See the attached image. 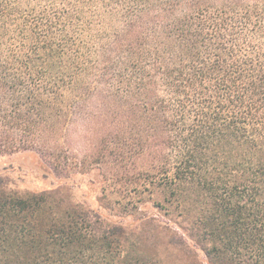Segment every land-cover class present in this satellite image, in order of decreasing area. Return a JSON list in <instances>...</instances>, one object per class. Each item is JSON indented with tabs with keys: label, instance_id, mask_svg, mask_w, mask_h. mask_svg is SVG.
I'll return each mask as SVG.
<instances>
[{
	"label": "trees",
	"instance_id": "16d2710c",
	"mask_svg": "<svg viewBox=\"0 0 264 264\" xmlns=\"http://www.w3.org/2000/svg\"><path fill=\"white\" fill-rule=\"evenodd\" d=\"M82 113L114 125L99 158L178 149L172 193L208 264H264V0H0V155L37 151L67 179ZM124 243L63 188L0 177V264H146Z\"/></svg>",
	"mask_w": 264,
	"mask_h": 264
},
{
	"label": "rangeland",
	"instance_id": "374dc122",
	"mask_svg": "<svg viewBox=\"0 0 264 264\" xmlns=\"http://www.w3.org/2000/svg\"><path fill=\"white\" fill-rule=\"evenodd\" d=\"M92 117L82 113L69 124L65 145L72 171L67 179L55 176L34 150L1 154L0 177L20 193L63 188L74 202L123 227L124 255L134 263L189 264L192 257L172 243L173 238L182 237L200 264H208L190 235L196 227L194 207L190 205L191 212L182 215L178 195L172 193L178 186L173 179L178 172L174 164L178 149L169 141L161 144L162 138L155 136L158 143L138 157L122 152V157L99 158L101 137L113 136L115 128L104 127L101 118ZM162 167L168 168L167 176ZM143 170L149 172L142 174Z\"/></svg>",
	"mask_w": 264,
	"mask_h": 264
}]
</instances>
